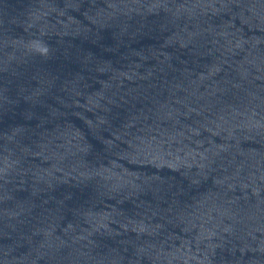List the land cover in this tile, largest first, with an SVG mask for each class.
Wrapping results in <instances>:
<instances>
[{
  "label": "water",
  "instance_id": "95a60500",
  "mask_svg": "<svg viewBox=\"0 0 264 264\" xmlns=\"http://www.w3.org/2000/svg\"><path fill=\"white\" fill-rule=\"evenodd\" d=\"M0 264H264V0H0Z\"/></svg>",
  "mask_w": 264,
  "mask_h": 264
}]
</instances>
